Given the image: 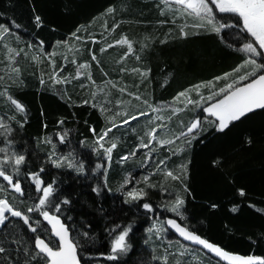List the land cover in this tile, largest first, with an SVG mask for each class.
I'll return each instance as SVG.
<instances>
[{
    "label": "trees",
    "instance_id": "obj_1",
    "mask_svg": "<svg viewBox=\"0 0 264 264\" xmlns=\"http://www.w3.org/2000/svg\"><path fill=\"white\" fill-rule=\"evenodd\" d=\"M158 2L159 0H0V24L11 26V22L15 20L21 26L18 30L13 27L12 37L17 32L20 37L12 42L14 46L23 48L28 42L35 44L44 40L45 50L49 53L54 50L56 52L53 59L57 69L64 68L59 73L62 76L68 73L75 75L77 65L71 63L73 55H76L79 62L90 60L89 49L97 52L103 65L104 71H101L92 62V67L88 70L96 85H92L85 76L72 80L67 85L68 94L73 101H91V93L96 92V108L91 103L69 106L67 98L61 99L53 88H42L38 81L40 72L49 73L51 67L47 57L42 54L39 63L31 59L39 51L36 48L25 49L29 54L27 58L23 54L17 58L23 82L11 88L12 94L26 106L28 123L17 139L19 145L26 147L30 154L28 169L37 170L39 166H44L45 180L55 178L59 192L72 199L73 204L67 206L70 211H62L61 215L73 231H83L89 224L92 226L93 238L83 245V249L78 250L82 264H162L151 259V244L144 243L147 228L152 223L151 214L145 215V210L123 203L122 196L115 192L126 171H131L134 179L143 175L140 160L129 161L123 167L115 163L120 154L138 142L131 128L134 126L140 132L143 118L140 123L132 121L118 131L114 130L122 139L120 146L113 152V163L107 169L109 186L113 192L104 189L101 195H97L92 191L98 183L102 184L103 177L98 170L92 172L99 157L90 148L93 142L90 126L94 125L99 133L108 125V117L118 110L115 100L121 97L130 99L126 93H120L119 87H112V83L105 82L126 85L129 91L137 90L134 86L139 85V90L144 95L153 96L156 101H171L178 91L201 80L211 79L236 62V55L218 43L214 36H190L188 39L169 40L166 44L159 43L163 34L174 26L156 23L164 18L154 6ZM109 6L117 9L115 19L123 21L113 33H106L103 28L105 20L109 27L113 23L111 14L102 15ZM35 14L43 18L44 24L40 28L35 26ZM79 25L87 26V33L95 36L97 43L86 42L80 47L79 53L56 45L57 40L67 39ZM79 35H85L84 30ZM121 35H127L134 42V53H129L122 61L120 58L127 50L126 45H114L103 54L99 53L102 44L111 43ZM145 37H151L147 41L149 47L140 50L141 45L146 42ZM77 46H80L79 42ZM4 52L0 45V75L6 76L9 70L5 67L7 61ZM64 55L68 56V63H65ZM137 55L141 57L140 60L136 59ZM121 67L128 71H119ZM133 68H151V80L141 83L140 74L131 71ZM105 71L107 76L104 75ZM45 79L47 80V75ZM165 79L167 84L161 87ZM81 84L84 85L83 88L80 87ZM103 84L108 89V99L112 101L106 105L112 111L105 113L99 110V105L104 103V93L97 88ZM5 111L6 105L0 102V115ZM182 115L187 119V115ZM61 117L65 122L57 125V120ZM120 118L117 117V120ZM45 123L47 128L44 127ZM62 129L69 130L70 137L66 145L57 144V151L67 153L74 149L85 161L89 171L87 176H78L67 169H55L46 163L45 156L51 150V145L39 141L45 137H55L56 132ZM249 135L254 139L251 146L245 142ZM82 140L85 141L84 145L80 144ZM218 158L223 160L222 168L212 163ZM186 159L191 160L187 182L192 190L186 203L188 224L198 234L229 252L264 256V113L258 111L250 119L238 123L227 135L207 134L206 138L200 137L184 153L173 157L170 166L175 167ZM21 175L23 176V172ZM27 184L25 181L26 186ZM240 188L245 189L243 197L239 194ZM27 191L31 197V188ZM152 200L157 204L160 197L154 194ZM31 202L29 198L27 203ZM212 203L219 207L211 208ZM250 204H255L256 207H250ZM233 206H237V211H232ZM126 223L133 226V232L130 233L132 249L122 255L119 261H111L107 258L111 242L108 229ZM9 233L11 239L6 240ZM31 235L33 234L30 232L25 234L24 226L19 222L9 223L7 228H3L0 232V246L7 251L0 253V264H28L30 257L25 249L31 247ZM169 237L175 238L171 233ZM161 249L157 247L155 254L159 255ZM199 257L203 264H218V261L206 254ZM189 262L192 264L194 261Z\"/></svg>",
    "mask_w": 264,
    "mask_h": 264
},
{
    "label": "snow or ice",
    "instance_id": "obj_2",
    "mask_svg": "<svg viewBox=\"0 0 264 264\" xmlns=\"http://www.w3.org/2000/svg\"><path fill=\"white\" fill-rule=\"evenodd\" d=\"M154 6L159 15L164 17L156 23L174 26L163 34L159 43L166 44L169 40L188 39L190 36H214L218 43L236 55V62L228 70L213 75L211 79L201 80L178 91L171 101H156L153 96L144 95L139 90V85L134 86L137 90L129 91L126 85L119 86L106 81L105 83H112V87H119L120 93H126L130 99L121 97L115 100L118 110L108 117V125L99 133L94 125L90 126L89 130L93 135L91 151L104 161L97 162L92 169L93 173L102 170L100 176L103 177L102 184L98 183L92 191L97 195H101L104 189L113 192L109 186L107 169L111 167L113 152L120 146L122 139L114 130L118 131L120 127L130 125L132 121L140 123L143 118V128L140 132H137L134 126L131 128L138 142L120 154L115 163L123 167L129 161L140 160L145 173L134 179L133 173L126 171L115 192L122 196L123 203L145 210V215L151 214L153 222L147 228L149 235L144 241L145 244L154 240L159 246H163V240L170 229L182 238L175 242L178 247L174 250H171L174 247L173 242L169 241L159 255L155 254L157 245H154L151 259L162 264H169L170 258L172 264H190L183 258L191 256L197 264H203L199 255L191 249V245H199L202 247L197 251L207 250V253L214 254L228 264H264V256L229 252L198 234L188 224L186 203L192 190L187 178L191 160L186 159L175 167L170 166L173 157L184 153L193 141L200 137L206 138L207 134L227 135L238 123L250 119L258 110L264 113V0H159ZM116 12L115 7L109 6L102 14H111L113 18L110 27L107 20L104 22L106 33L115 32L123 22L115 19ZM33 19L37 28L43 26L41 15L35 14ZM13 27L18 30L21 26L15 20L11 22V26L0 24V45L5 50V67L9 70L6 76L0 75V102L7 107V111L0 115V228H7L9 223L19 222L24 226L25 234H33L29 237L31 247L25 249L30 257L28 264H81L78 250L83 249V245L93 238L92 226L89 224L83 231H73L61 215L62 211H70L67 206L73 204L72 199L59 192L55 178L45 180L44 166H39L37 170L28 169L30 154L26 147L19 145L17 139L28 123L26 106L12 94L11 88L23 82L17 58L22 54L27 58L29 54L25 49L36 48L39 51L33 54L31 59L39 63L42 54L47 57L51 67L49 73L40 72L39 85L42 88H53L61 99L66 97L69 106L91 103V106L96 108V92L91 93V101H73L68 94L67 85L82 76L92 85H96L88 70L92 67V62H95L101 71H104L103 65L97 52L89 49L90 60L79 62L74 54L71 63L77 65L75 75L68 73L62 76L59 73H62L64 68L57 69L53 59L56 52H47L44 40L41 39L35 44L28 42L23 48L9 43V38L13 36ZM82 30L85 32L83 36L79 35ZM15 39H20L18 32ZM150 39L151 37H145L146 42L141 45L140 50L149 47L147 41ZM88 41L97 43L96 37L87 33V26L79 25L67 39L57 40L56 45L79 53L80 47ZM77 42L80 46H77ZM114 45L127 46L121 61L129 53H134V42L127 35H121L111 43L105 42L99 48V53L103 54ZM63 58L65 63H68V56L64 55ZM136 59L140 60L141 57L137 55ZM119 71L126 72L128 69L121 67ZM131 71L140 74L141 83L151 80V68H133ZM104 75L107 76L106 71ZM166 84L167 79L161 87ZM57 85L63 87H56ZM80 87L83 88L84 85L81 84ZM97 88L104 93V103L99 105L100 112L112 111L106 107L112 103L108 99L109 93L105 88ZM182 114L187 115V119ZM117 117L121 118L117 120ZM64 122L65 119L61 117L57 120V125H63ZM44 127L47 128L46 123ZM69 137V130L62 129L56 132L55 137L40 140L42 144L51 145L45 161L55 169H67L74 171L78 176H87L89 171L85 161L74 149L67 153L57 151V144L66 145ZM245 142L251 146L254 139L249 135ZM84 143V140L80 141L81 145ZM141 150H144L142 156ZM212 163L218 168L224 166L223 160L219 158L214 159ZM157 177L159 178L156 179ZM25 181L28 182L27 186ZM29 187L33 193L31 197L27 191ZM238 191L240 196H245L244 188ZM154 194L160 197L159 204H154ZM29 198L32 200L30 204L27 203ZM210 207L215 209L219 205L212 203ZM250 207L255 208L256 205L250 204ZM232 211H237V206H233ZM164 213L172 215L167 216ZM108 232L111 242L107 258L119 261L122 255L132 249L130 233L133 232V226L131 223L117 224L109 228ZM5 239H11V233ZM184 241L190 243L185 244ZM6 251L5 247L0 246V253Z\"/></svg>",
    "mask_w": 264,
    "mask_h": 264
},
{
    "label": "rangeland",
    "instance_id": "obj_3",
    "mask_svg": "<svg viewBox=\"0 0 264 264\" xmlns=\"http://www.w3.org/2000/svg\"><path fill=\"white\" fill-rule=\"evenodd\" d=\"M15 42L16 41V39H15V37H12V38H9V43H12V42ZM101 87H104L106 90H108L106 87H105V84H103ZM103 94V93H102ZM206 115V114H205ZM143 151L144 150H141V152L143 153ZM141 153V154H142ZM97 162H101V163H103L104 161L103 160H98ZM140 168L141 169H143V174L145 173V169L143 168V166L141 165L140 166ZM139 168V169H140ZM138 169V170H139ZM99 172L100 171H102V170H98ZM140 177V176H139ZM160 203V200H158V202H157V204H159ZM153 222V221H152ZM152 224V223H151ZM151 226V225H150ZM169 233L170 232H168L167 234H166V238L163 240V246H159L158 245V242H156V241H154V240H152V241H149V243L151 244V245H149L150 246V248L152 249L153 248V246L154 245H157V247H158V249H160V248H162L160 251H163V247L164 246H167V244L169 243V241H172L173 242V245H174V247H173V249H171V250H174L175 248H176V241H178V239H176V238H172V237H169ZM148 233L146 232V239L148 238ZM194 252H195V254H199V255H203V254H205V253H203L202 251H197L198 249H194V248H191ZM202 253V254H201ZM205 256V255H204ZM184 259H185V261H190V260H193L192 259V257L191 256H187V257H184ZM170 261H171V258H170ZM194 262L192 263V264H195V263H197V261H195V260H193Z\"/></svg>",
    "mask_w": 264,
    "mask_h": 264
},
{
    "label": "water",
    "instance_id": "obj_4",
    "mask_svg": "<svg viewBox=\"0 0 264 264\" xmlns=\"http://www.w3.org/2000/svg\"><path fill=\"white\" fill-rule=\"evenodd\" d=\"M259 111V110H258ZM257 111V112H258ZM46 224V222H44ZM50 227V226H49ZM3 228H0V232L2 231ZM169 232L178 240H182V238H180L178 236V234L175 233L174 230H169ZM185 244H189L190 242H187V241H184ZM202 246H199V245H191V248H195V249H201ZM202 252H204L206 255H208L209 257H211L212 259L218 261L219 263L221 264H228L227 261H223L221 258L219 257H215L214 254L212 253H207V250H203ZM78 254H79V251H78ZM82 264V263H81Z\"/></svg>",
    "mask_w": 264,
    "mask_h": 264
}]
</instances>
